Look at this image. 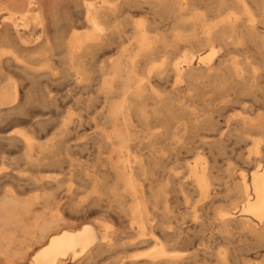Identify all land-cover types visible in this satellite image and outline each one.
<instances>
[{
	"label": "bare ground",
	"instance_id": "bare-ground-1",
	"mask_svg": "<svg viewBox=\"0 0 264 264\" xmlns=\"http://www.w3.org/2000/svg\"><path fill=\"white\" fill-rule=\"evenodd\" d=\"M37 3L26 0L22 11H13L12 2L8 7L1 0L0 15H8L0 22V42H12L19 53H64L58 79L70 77L74 84L88 82V61L96 51L110 48L112 53L99 67L104 75L97 88L102 103L93 118L108 128L89 142L95 150L93 163L89 157L94 154L88 153L87 159L76 150L88 144L76 141L84 125L80 116H61L49 129V120H29L30 131L0 135V141L20 146L32 167L51 165L60 172L51 180L27 177L19 185L27 190L8 189L0 196V259L11 264L7 260L21 258L13 247L26 240L27 245L35 242L28 264H64L66 259L84 264L138 244L149 247L126 258L118 256L115 264H264V33L255 25L256 14L264 16V0H71L81 15L79 28L66 14L62 17L68 33L61 34L58 25L52 36L40 2L32 19L43 29V39L31 47L16 15L28 28L31 7ZM136 3L148 4L161 19L131 22L134 30L128 36L123 25L135 18L129 12ZM55 20L53 15L52 23ZM167 20L169 27L159 30ZM246 41L253 44V58L225 59L231 48ZM7 50L0 54H9L14 69L27 70L28 61ZM8 80L0 85V116L6 105H12L7 110L13 115H23L20 106L14 107L18 81ZM42 93L38 99L54 102L50 91ZM234 108L237 113L230 115ZM230 137L237 141V172L227 168L228 173L218 174L216 157ZM35 147L39 156L33 158ZM179 153L194 154L191 162L182 164L183 175L177 171ZM76 178L80 184L72 188ZM64 182L70 200L90 188L72 211L84 215L96 205L99 219L68 227L62 197L55 193ZM179 199L193 218L186 227L177 223ZM86 200L90 204L84 205ZM126 232L132 234L129 242L123 240ZM236 236L250 243L234 249L230 245ZM182 243L188 245L179 251Z\"/></svg>",
	"mask_w": 264,
	"mask_h": 264
},
{
	"label": "rangeland",
	"instance_id": "rangeland-1",
	"mask_svg": "<svg viewBox=\"0 0 264 264\" xmlns=\"http://www.w3.org/2000/svg\"><path fill=\"white\" fill-rule=\"evenodd\" d=\"M8 1H9V3H8ZM31 1H34L36 3L38 2V3L35 6L31 7V16H30L29 20H27L28 24H29L28 28H23L25 25L24 23H26L24 21H26V20H24V21L19 20L20 15L19 14L16 15V17L18 18V20H16L18 23V27H20L21 31L24 33L23 36L26 39V41L28 42L29 46L34 47L37 43H39L41 41V38L43 39V37H42L43 29H41L39 27V25L37 24V22L34 19H32L34 13L36 11H38L40 9V7L42 10H44V12L46 11L44 13V14H47V16L45 15V18H49V19H45V23H46L45 25L47 28L46 30L49 29L48 33L51 36L54 34L53 32H55L56 29L59 30L61 32V34L63 33V35L64 34L66 35L68 33L69 27L67 26V23L65 22L64 17H62L64 15L66 16V14L72 16L71 18H73V21L75 22L74 24L79 28V22H80L81 15L75 11V9L73 8V6L71 4V0H37V1L31 0ZM0 2H1V0H0ZM11 2H12L13 6L10 5ZM40 2H42V3L39 7L38 4ZM2 3L7 5L8 7L11 6L10 9H12L13 11H22L24 9L23 6H25L24 4H26V0H14V2H13V0H2ZM134 5L136 8L133 6L134 7V8H132L133 10L130 11L129 14L135 18H130L124 22L123 28H124V30L127 31V32H125V34H127L129 32H131L130 34H133L132 31L134 29H133V25L131 23L133 21H138V20L144 19L146 22H150L155 17L158 20L161 19L160 15L158 13H156L154 11V9H152V7H150L148 4L142 3V5L141 4L137 5V3H136ZM200 5H199V7H200ZM37 6L39 7V9ZM45 6H46V8H45ZM251 6L255 7V5H251ZM134 9H136V10H134ZM147 9H149V10H147ZM200 9L205 10L206 8L205 7L199 8L198 9L199 12L202 11ZM47 10H49V11H47ZM51 11H53L52 12L53 14L49 13ZM254 11H255V8H254ZM256 12L257 11H255V13ZM6 15H8V14L4 13V14L0 15V22L1 21L4 22L3 19ZM53 15L56 16V20L53 21L54 23H52V16ZM256 15H257L256 16L257 20L255 21V25H257L258 30L261 33H264V32H262V31H264V16H260L259 13H257ZM213 20H211V21H213ZM167 22H168V20L164 22V23H166L165 26H163V25L160 26L159 30H164L167 27H169L167 25ZM48 23H49V25H48ZM58 25H59V27L56 28ZM130 28H132V29H130ZM130 34L129 35L127 34V35L130 36ZM11 43L12 42H10V41L2 42L0 44V51L2 50V51L9 52L7 50V48L9 50L11 49L10 51H13V50L16 51V53L20 57H22L28 61V64H29L28 68H30V69L27 68V70L29 72L32 70L33 71H32V73L30 72L29 74H26L28 76V78H27V76L24 75V73L27 70H22V69L19 70L17 68L14 69L15 68V67H13L14 63H12V61L8 60V58L10 57L9 54H7V55L6 54H4V55L0 54V59L3 63V64L2 63L0 64V77H1L0 78V82H1L0 85H2V84L4 85L6 83L5 80L7 81V79H9V78L11 80H8V81H12V82L18 81L17 82V84H18L17 86L19 88L18 89V94H19L18 103L21 104L23 102L21 105H18L17 102L14 104V107L20 106V110L22 108V111H20V112H22L23 115H20L21 113L19 114V112L16 113V115H13L12 110H10V109L7 110L9 107H12V105L11 106H8V105L4 106V109H2L3 111H1L4 114L2 113L3 115L0 116V131L2 130V132H0V133H3V134H0V135H5L6 132H7V134L8 133L13 134V133H15V131H19V130L30 131V128H31L29 126L30 122H33L34 120H39V119L49 120L50 124L47 126L49 129L51 127V122H52V124H54L58 120L62 119V117L64 118L67 114L71 115L74 120H76V118L79 119V116H80L81 119L82 118L84 119V122H83L84 125H82L80 127V129H79L80 133L77 134L76 141H78V143H83V142L86 143L87 142L88 144L86 143L87 145L85 147H82L81 149H76V150L79 152V154L84 155V158L88 159L87 156H90L89 154H91L92 151L93 152L95 151L93 145L89 146L93 140V135L95 133L102 132V129H104V128H108V125L106 123H104L102 120L97 119L98 122H96V121L94 122L93 118H96V115H97L96 110L99 107V105H101V103H102V100L100 98L98 99V97L100 96L99 95L100 93H99V91H97V88H98L99 79L104 77V75L101 76V73L99 71V67H100V65H102V62L104 60L108 59L107 57L110 55V53H112V52H109L110 48L98 50V51H96L95 54L92 55V57L90 56L91 57L90 60H89V58L87 59V60H89L88 62L92 63L91 66L94 69V71L92 68H91V70H89V73L92 71L89 74L90 81L88 79L87 80L88 82H82L79 84H74V83H72V80L70 81V77H68V79H66L64 77L63 78L64 80L58 79V78H62V76L60 74L64 68V64H63V60H62L64 57V53L53 52V54L47 53L45 55H35L31 52L19 53V51H17L15 45L12 43L14 45V46H12ZM246 55H249L250 58H253L256 55L253 44H251V42H248V41L243 43L237 49L235 47L231 48V50H229L225 59H227V61H230L232 59L233 60L234 59L241 60ZM113 56H115V55L113 54ZM48 65L52 66V70L49 69ZM21 70L24 72H21ZM47 70L53 74L46 73ZM20 73H22L23 76ZM30 74H33V75H31L32 77L30 76ZM54 74H55V76H54ZM51 76H54V77H51ZM59 76H61V77H59ZM22 77H25L24 80L21 79ZM52 78H53V81L55 80L57 82H55V81L52 82ZM54 78H56L57 80ZM26 79H29V80L27 81ZM21 80H23V81L26 80L28 83L25 81V84H24V82L23 81L21 82ZM61 80H62V82H61ZM68 80L70 82H68ZM32 82H34V83H32ZM83 84H86V85H83ZM19 85H20V87H19ZM23 85L26 87H22ZM43 91H44V93H42ZM49 91H50V95L54 97V99H53L54 102L52 104H51V102H48V101H46L44 103L40 99H38L40 97L41 93L46 94V93H49ZM27 93H29L30 97L29 96L28 97L31 98V100L27 98V95H28ZM24 96H26V97H24ZM21 99L24 101H22ZM24 102H25V104H24ZM5 108L7 111L5 110ZM24 109H25L26 113H23ZM197 109L198 108H195L194 111H197ZM7 113L8 114L10 113L13 116H11L10 114L7 115ZM236 113H237V108H234L233 110H231V112H229L230 115H233ZM220 119H222V118H220ZM29 120H30V122H29ZM13 124H15V126ZM11 130H12V132H11ZM91 136H92V139L90 138ZM0 142H1L0 143V196L3 194V192L5 190H8V189H12V190L15 189V191H17V192H21L25 188L27 190L28 189L27 186H24L22 188V187H19V185L25 184L26 182H24V181L26 180L27 177H30V176L43 178V180H51V179L55 178V176L60 177L59 176L60 172L58 171V169H56L54 166H51V165L39 166V167H37L38 168V171H37V168L35 166L32 167L31 163L28 164V162L25 161V159L22 156V150L20 149V146H18V147L13 146L10 142H6V141L5 142L0 141ZM8 143L10 146L12 145L13 148L10 147L8 145ZM1 146H3V148H1ZM37 153H38V148L35 147L34 151L32 152L33 158H35L36 156H39ZM92 154H94V156L91 155V157H93V158L91 159V157H89L90 158L89 161L93 163V161H94L93 159L95 158V153H92ZM177 155H179L176 157V158L179 157L178 162H177L178 163V168H177L178 170L177 171H178L179 175H183L182 173L185 174L186 171L184 169L185 166L184 165L182 166V164L185 163L186 161L191 162L194 158V154L179 153ZM20 156H22V157H20ZM73 156L78 157L79 155L73 154ZM1 157H2V159H1ZM5 157H8V158L5 159ZM218 157H219V159H218ZM20 158L22 159V161ZM182 158H184V160ZM216 158L218 160L216 163V168H214L216 173H218V174H224V172L228 173L226 170L227 168H233V169L236 168V170H234V171L237 172V141H235L233 137L228 138L225 141L223 151ZM23 159H24V161H23ZM186 159H188V160H186ZM82 161L85 162V160H82ZM49 167H51V168H49ZM54 168L56 169L57 172H54L55 171ZM10 175H11V177H10ZM8 177H9V179H8ZM20 177H21V179H19ZM10 178H12V179H10ZM18 179H19V181H18ZM19 183H22V184H19ZM79 184H80V180L78 178H76L75 181L73 182V184L71 185V187L76 188V187H78L77 185H79ZM68 186H69V184L64 182L61 184V187L59 189H56V191H55L56 196L58 198L62 197V203H63L62 206L64 208L62 216L65 219H67L65 221H66L68 227L77 228V227H80L83 223L90 224V223L96 221L97 219H99L100 215L98 213H95V211H96L95 209H97L96 205H92L91 208L89 209V212H87V214L84 213V215L80 214V213H75L72 211L73 206L78 205V202L80 203V201L83 200V199L80 200L79 198H82V197L85 198V196L89 195L90 188H87L88 190H85L86 187L82 188L83 190L78 191L79 196L78 195L76 196V200H70V199H67V197H65L66 196L65 195L66 190H67ZM21 188H22V190H21ZM22 194H23V195H21L22 197H26L27 195H29V193H22ZM194 196H195L194 194L191 195L192 201L194 199L196 201V199H197V197L195 198ZM89 201L90 200H88V201L86 200L83 204L84 205L90 204ZM178 202L177 203L179 204V206L177 205L178 207H177V213L176 214L178 215V217L179 216L180 217H179L177 223L179 225H181L182 227H186L192 223L193 218L190 214V209L184 210V207L182 206V202L180 199L178 200ZM71 211H72V213H71ZM65 214L67 215V217ZM126 234L124 235V233H123L122 236L124 237L123 240L127 242L129 239H131L130 237H132V234H129L130 236L128 235L127 232H126ZM128 237H129V239H128ZM18 238L21 239L19 236H18ZM125 238H126V240H125ZM21 243L20 244L18 243V245H22V246H18V245L16 246L15 245L13 248L15 251L17 250V252L21 253L22 257L21 258H15L13 260H11V259L7 260L8 262H11V264H15L16 261H18V262H16V264H18V263L19 264H23V263L28 264V256H29V254H32L33 250L31 252H30V250L32 249V246L34 245L35 242H33L32 244H31V242H29L28 243L29 246L27 245L26 240H25V244L24 243L21 244ZM232 243H231L232 245H230V246L234 247V249L238 250L244 244H249L250 242L245 241L243 239L239 240V239H237V236H236V239H234L232 241ZM23 244L26 246H23ZM185 245H188V244L182 243L181 245L177 246L178 247L177 249L179 251H183V249L186 247ZM133 246H131V247L125 246V248H120V249L116 250V252L114 254H112L111 258L108 257L107 255H104L103 257L97 258V260H95V261H92L89 263H84V264H98V263L99 264H115V260H116V258H118V256L125 255L123 257L126 258L127 256L129 257L135 253L144 252L149 247L148 245H143V244L142 245L138 244L137 246L135 245L136 247L135 246L133 247ZM105 257L106 258L108 257V258L105 260ZM25 259H27L26 262H25ZM0 264H5L4 260L0 259ZM64 264H76V262H73L70 259H66L64 261Z\"/></svg>",
	"mask_w": 264,
	"mask_h": 264
}]
</instances>
